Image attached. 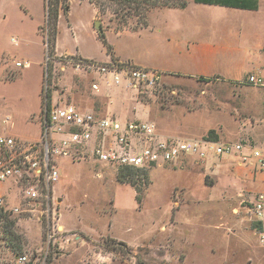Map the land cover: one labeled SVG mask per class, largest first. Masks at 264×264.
<instances>
[{
  "label": "rangeland",
  "instance_id": "1",
  "mask_svg": "<svg viewBox=\"0 0 264 264\" xmlns=\"http://www.w3.org/2000/svg\"><path fill=\"white\" fill-rule=\"evenodd\" d=\"M187 3L191 4L188 13L151 9L145 28L132 19L117 31L120 25L108 9L94 21H100L107 43L121 57H132L137 63L140 59L153 70L159 67V58L172 57L166 52L171 51L169 38L184 41L192 34L221 38L217 22L238 21L249 13L204 4L195 10L193 0ZM4 5L0 7L1 13L6 10L1 17L7 16L0 21V136L37 142L48 93L50 104L67 101L105 112L110 102L107 110L113 113H105L121 121H147L160 134L247 148L217 159L208 155L200 162L149 167L145 176L127 183L117 181L115 167L58 158L59 178L48 217L13 214L14 228L9 220L7 227L0 221V264H19L23 256L27 264H264V222H257L250 211L256 195L264 193L252 185L264 177L251 154L258 151L264 158V87L249 85L245 79L248 75L264 78V65H259L253 51L244 69L252 74H245L240 83L159 73L152 88H125L111 78L74 70L68 60L77 56H55L44 0H32L26 16L13 14ZM260 5L259 15H264V0ZM92 15L87 1H70L67 15L59 21L60 52L105 58ZM144 51L153 56L145 57ZM17 61H27L29 66L15 68ZM91 80L108 91L110 101L90 90ZM0 193L9 204L18 203L14 184H0ZM48 221L57 231L50 232ZM13 231L19 243L13 242ZM16 244L20 251L13 250Z\"/></svg>",
  "mask_w": 264,
  "mask_h": 264
},
{
  "label": "built area",
  "instance_id": "2",
  "mask_svg": "<svg viewBox=\"0 0 264 264\" xmlns=\"http://www.w3.org/2000/svg\"><path fill=\"white\" fill-rule=\"evenodd\" d=\"M68 62L74 70L86 76L111 78L113 84L124 85L125 88H152L159 80L158 71L129 63L101 64L85 62L79 57L70 58ZM28 66L27 61L14 63L15 68ZM246 82L254 87H264V78L255 75H248ZM89 88L93 92L99 91L95 80H91ZM41 126V136L35 143L0 136V184H14L19 190L18 203L14 205L9 204L5 195L0 193V213L4 215L12 217L13 214L35 213L48 217L49 205L53 200L51 193L59 178L58 158L71 161L88 159L116 169L146 170L187 160L200 162L208 155L220 157L232 151L242 153L247 148L160 134L156 126L147 121H121L115 115L82 109L67 101L50 104L48 108L45 106ZM251 154L258 170L264 172V158L258 151ZM242 160H246V157ZM250 211L257 222H264V193L256 195ZM53 215L55 217V213ZM48 226H51L50 232L57 231V227L49 224V221ZM17 261L27 264L24 256Z\"/></svg>",
  "mask_w": 264,
  "mask_h": 264
},
{
  "label": "crops",
  "instance_id": "3",
  "mask_svg": "<svg viewBox=\"0 0 264 264\" xmlns=\"http://www.w3.org/2000/svg\"><path fill=\"white\" fill-rule=\"evenodd\" d=\"M2 2H5L4 9L12 10L13 14H22L24 16L29 15L32 7V0H0V7ZM39 2H41V0H39ZM197 5L198 4H194L192 8L197 10L199 8ZM190 6L191 4L188 3L184 9L172 10L178 11L179 13H188ZM261 10L259 0L258 9L256 11L243 10L249 13L241 15L238 21H231L229 23L227 21L217 22L221 28V38L219 35L217 38H210L204 35L199 37L198 35L193 34L191 36L188 35L190 38L184 41L169 38L167 43L170 45L169 49L171 51L166 52L170 53L172 57L170 59L159 58L157 60L159 67L154 68L153 70H157L162 74H179L182 77L195 81L199 78H203L208 80L215 79L217 83H240L245 77V74H252L249 72L246 73L244 70L247 66V61L251 51L256 54V57H258L259 65L261 63L264 65V15H259L262 14ZM3 13H6V10L2 13L0 11L1 15ZM1 15L0 21L7 18V16L3 15V17H1ZM97 15V10L93 7L92 21H94ZM61 16H63V14L59 11L57 21V37ZM105 35L107 36V31L105 32ZM212 36L215 35L212 34ZM57 37L55 41V56H77L79 58L95 61L101 64H109L111 62V58L107 54L104 59H96L94 57L84 56L80 51L60 52L57 48ZM112 48L113 56L118 62L124 63L128 61L131 63V61H133L131 63L132 65L145 69L147 68V66L142 64L140 59L139 64L132 57H121L115 46H112ZM143 53L145 57L152 55L151 51H144ZM208 84L210 83H206V85ZM107 92L108 91H103L102 88H99V91L97 92L98 98H108L110 101V97H107L109 96ZM109 105L110 102L107 103V106L105 105V112L108 111L107 109H109ZM88 109L90 110L93 108ZM93 110L103 115L113 113L109 111L105 113L104 109L100 108ZM213 159H217V157H214ZM252 185L256 190H264V177H259L254 181V183L252 182ZM53 189H55V186ZM57 201H59L58 198Z\"/></svg>",
  "mask_w": 264,
  "mask_h": 264
},
{
  "label": "trees",
  "instance_id": "4",
  "mask_svg": "<svg viewBox=\"0 0 264 264\" xmlns=\"http://www.w3.org/2000/svg\"><path fill=\"white\" fill-rule=\"evenodd\" d=\"M45 1V9H46V25L47 27H51L52 30V50L55 47V41L57 37V21L59 16V11L63 15H67L69 11V2L71 0H44ZM89 4H91L96 10L97 13L103 12L105 10H109L115 20H117L120 26L117 27V31L122 30L128 25V22L134 19L139 26L142 28L147 27L146 17L151 9L155 8H168V9H184L187 6V0H85ZM196 4H204L210 6H219L225 8H232L237 10H246V11H256L259 6V0H193ZM98 38L101 40L102 44L105 47L107 55L111 58L112 63L118 62L113 56V48L109 45L105 38V33L98 34ZM48 39H46V43ZM52 52V51H51ZM54 52V51H53ZM85 62L89 60L82 59ZM199 80L208 81V79L199 78ZM46 103L47 108L50 105V96L47 95ZM213 134L212 131L209 132ZM117 176L116 179L120 183H127L131 181L133 178L137 176H145V169H134L127 167H118L117 168ZM139 190H136V200L139 201ZM10 222H9V221ZM0 221L3 222L5 227H7V222L9 227L14 228V224L16 219H10V216L4 215L0 213ZM2 224V225H3ZM10 229V228H9ZM8 230H4L6 233ZM17 235L13 231V242H18L16 237ZM20 251V245H13V250Z\"/></svg>",
  "mask_w": 264,
  "mask_h": 264
},
{
  "label": "water",
  "instance_id": "5",
  "mask_svg": "<svg viewBox=\"0 0 264 264\" xmlns=\"http://www.w3.org/2000/svg\"><path fill=\"white\" fill-rule=\"evenodd\" d=\"M94 29L95 31L100 34L102 33V28H101V25H100V21H94Z\"/></svg>",
  "mask_w": 264,
  "mask_h": 264
}]
</instances>
